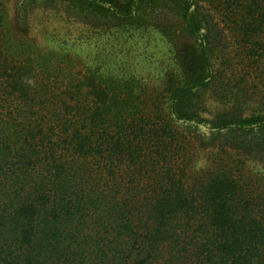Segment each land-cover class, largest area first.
Returning a JSON list of instances; mask_svg holds the SVG:
<instances>
[{
    "label": "trees",
    "instance_id": "1",
    "mask_svg": "<svg viewBox=\"0 0 264 264\" xmlns=\"http://www.w3.org/2000/svg\"><path fill=\"white\" fill-rule=\"evenodd\" d=\"M0 264H264V0H0Z\"/></svg>",
    "mask_w": 264,
    "mask_h": 264
},
{
    "label": "rangeland",
    "instance_id": "2",
    "mask_svg": "<svg viewBox=\"0 0 264 264\" xmlns=\"http://www.w3.org/2000/svg\"><path fill=\"white\" fill-rule=\"evenodd\" d=\"M13 21H14L13 23L15 24L14 26L16 27V25H17V24H16V21H15L14 19H13ZM18 30H21V29L18 28ZM30 32H31V31H30Z\"/></svg>",
    "mask_w": 264,
    "mask_h": 264
}]
</instances>
